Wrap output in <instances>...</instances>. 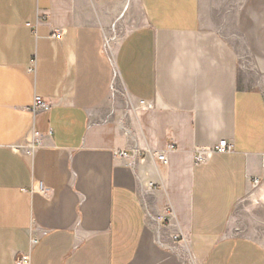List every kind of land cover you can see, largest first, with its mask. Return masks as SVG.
Here are the masks:
<instances>
[{"label": "crops", "instance_id": "1", "mask_svg": "<svg viewBox=\"0 0 264 264\" xmlns=\"http://www.w3.org/2000/svg\"><path fill=\"white\" fill-rule=\"evenodd\" d=\"M263 164L264 0H0V264H264Z\"/></svg>", "mask_w": 264, "mask_h": 264}, {"label": "built area", "instance_id": "2", "mask_svg": "<svg viewBox=\"0 0 264 264\" xmlns=\"http://www.w3.org/2000/svg\"><path fill=\"white\" fill-rule=\"evenodd\" d=\"M112 35L105 39V46L107 47L111 41L116 39V24L112 26ZM112 89H114V85H112ZM52 106V102L50 100L45 99L41 95H36L34 104L29 108L33 112H37L39 110H47ZM30 152H33L35 146L31 145ZM172 146H170L171 148ZM234 150L233 144L230 143L227 139H222L220 142L214 146H198L195 148V162L196 163H204L212 154L215 153H226L232 152ZM117 158H124L132 156L138 159H145L148 157L147 151H141L138 149H132L130 152L126 149L116 152ZM158 159L164 164H168V158L165 152H159L157 154ZM264 167V164H263ZM261 184V181L257 178L254 182V186L258 187ZM38 189L42 192L45 191V186L42 182L38 184ZM37 239H33V243H36ZM31 257L30 255H21L16 259V264H30Z\"/></svg>", "mask_w": 264, "mask_h": 264}, {"label": "rangeland", "instance_id": "3", "mask_svg": "<svg viewBox=\"0 0 264 264\" xmlns=\"http://www.w3.org/2000/svg\"><path fill=\"white\" fill-rule=\"evenodd\" d=\"M256 204H257V203H255V202H250V201L248 200V201H245L244 203H242L241 208H242V207H245V206H248L249 210H253L254 208H256V207H254ZM246 212H247V211H246ZM260 216L264 219V211H262V212L260 213ZM262 226H264V225H262ZM255 237H256L260 242H262V243L264 244V227H260V228H257V229H256V231H255ZM186 264H193V261L190 260V259L188 258V260L186 261ZM197 264H198V263H197Z\"/></svg>", "mask_w": 264, "mask_h": 264}]
</instances>
